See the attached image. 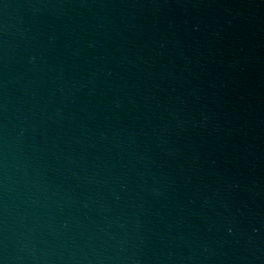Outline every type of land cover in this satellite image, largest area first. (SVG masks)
I'll list each match as a JSON object with an SVG mask.
<instances>
[{
  "label": "water",
  "instance_id": "95a60500",
  "mask_svg": "<svg viewBox=\"0 0 264 264\" xmlns=\"http://www.w3.org/2000/svg\"><path fill=\"white\" fill-rule=\"evenodd\" d=\"M0 264H264V92L223 0H0Z\"/></svg>",
  "mask_w": 264,
  "mask_h": 264
}]
</instances>
